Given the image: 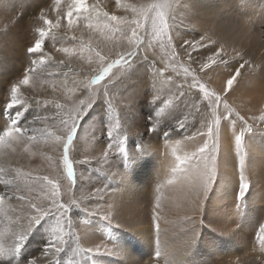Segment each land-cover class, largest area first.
Masks as SVG:
<instances>
[{
	"label": "rangeland",
	"instance_id": "1",
	"mask_svg": "<svg viewBox=\"0 0 264 264\" xmlns=\"http://www.w3.org/2000/svg\"><path fill=\"white\" fill-rule=\"evenodd\" d=\"M21 1L22 0H13L12 3L19 4ZM71 1L72 0H59L58 5L56 0H43L40 1V3L35 2L31 10L33 16L27 18L25 21L21 20L18 23L23 26L22 32L26 37L25 40H22L19 39L17 31H15L16 34L13 36L14 31L11 26L12 23L16 21L21 11L24 10V7L15 5V9L10 12H16V14L11 15L10 12L4 10H8L10 0H0V93L2 92V98L10 97L12 84L17 83L23 77L25 69L32 66V60L38 59L36 56H29L26 49L34 44L37 39H40V34L34 31L36 27L47 28L41 17L45 16L55 21L58 15L57 8H59L61 14H66L69 6L73 4ZM186 1L187 0H184L185 7L176 9L178 22L182 21V24L173 33L174 43L176 44L174 50L177 53L178 51L182 52L179 47L182 41H192L204 36L205 40L202 41V43L209 44V41H214L215 43L211 44L210 48L214 49L213 46H218V49L223 47L224 52L227 54L226 58L232 63H236L237 61L242 62L241 57L246 59L249 63L245 64L244 68L241 69V76L238 77L237 83L231 91L227 89L226 85V79L232 70L231 67L216 72L209 71L210 74L209 72H207V74L202 72V78L200 74L197 75V77L202 83L207 85L209 90H212L215 83L225 82L226 87H224L226 96H222L223 99L226 100L231 107L238 108L241 106L242 110L246 113V119L253 125L254 129H264V123L249 119V117H258L264 114V77L260 75L261 73L264 76V53L262 57L258 59L253 55L252 63L248 52H239L237 48L234 47L235 45L233 47L227 46L221 40L220 33L216 32L205 23L201 25L192 7L189 6ZM94 2H96V0H88L89 4ZM99 2L101 6L110 13L117 16H124L127 17L128 20H131L132 14L130 12H125L122 5L133 4L139 6L150 3L151 0H120L121 6L119 7L117 6L116 0H99ZM160 2H171V0H160ZM263 2L264 0H262V3ZM221 4L226 5V9L238 6L237 0H223L222 3H213L212 7ZM262 5H264V3ZM165 11L169 15L172 14L171 9H165ZM260 11L262 13L264 12L262 9ZM19 18L21 19L22 17ZM73 18L76 19L75 15ZM225 19L228 18L224 17L222 22ZM232 19L236 18L232 17ZM249 21L250 23L248 24H251L250 29L252 30L249 33L252 34V37L254 33H257L255 36L264 40V14L260 15V18H251ZM32 23L35 25L31 27ZM61 23V29H53L49 33V36L45 38L44 50L52 57L51 65L37 66L31 82L33 87L28 88L25 86L27 89H23L21 93L36 95L40 92L42 96L46 95L49 101H58L59 103L67 102L69 108L79 107L78 103L73 104L72 101L67 100V97L71 94L73 85L76 86L75 95L83 93L84 96L86 93L80 90L82 82L87 83L103 66H106L105 63L96 56V51H99L108 59H115L117 52L124 51L122 50V46H125L126 42L120 40V33L113 34L111 32H105L102 36L100 33L86 29L83 27L82 19L78 21L79 26L72 31L67 29L66 19L62 20ZM8 27H10V31H4ZM207 29L209 33L206 34L205 30L208 31ZM260 31L262 33H260ZM51 35H54L55 38L53 39ZM73 35L76 37L75 40L72 39ZM16 36L18 37V42L15 43L17 45L16 50H10L11 44L7 43L12 42ZM107 37H111V39ZM214 37H216V39ZM246 39L249 40L250 38L246 37L244 40L246 41ZM82 41L90 42L93 51L89 52L86 48H82ZM117 41L120 42L118 43ZM247 42L245 44L249 46L250 40ZM63 47L74 48L76 54L69 56L58 51V49ZM166 50L168 49L160 47L159 45L154 49H149V60L155 61V68L164 69L166 67V64L162 62V57ZM201 50V54L203 55L205 50ZM6 53L9 54L11 58L9 56L7 57ZM237 53H240V56H237ZM141 55H143V52ZM89 57L92 61L91 64L89 63ZM138 58L136 60L137 64H134L124 76H121L122 69H113V76L115 77L113 81L114 84L108 92V99L112 102L111 109H108L106 104H104L103 107L100 105L97 106L99 99L95 98L97 90L103 88L105 82L91 86V94L94 98L93 107L87 111V114L81 121V127L78 131V133L80 132V140L77 144V153L74 154V144L77 140L78 133L69 151V158L73 162L76 174L75 184L68 178L63 160H61L60 163L62 157L60 156V147H57L58 142L55 141L54 138H48L47 136L43 138L38 136L37 140L31 145L17 146L14 154H18L21 161L25 164V167H27L22 174L31 172L33 176L47 175L50 178L58 179L61 185L60 191L62 193V198L68 202H71L73 199L79 200L87 197L88 193L94 191L96 187L107 186L108 195H106L104 199L108 203L103 211L113 216L114 219H117L119 206L116 204V198L119 197L120 203H123L130 197L129 193L124 192L122 179L128 171L135 168L138 163L137 160H146L152 149L165 147L173 142L183 143L184 146H179L178 150L183 152L184 157L190 155L200 143L201 138L197 136L195 139H186V137H188L189 134H194L196 129L203 126L205 122L204 117H196L190 111L186 113L182 108L183 106L171 114L170 117L165 118L163 113L161 116L156 117L154 115V108L160 105L161 100L170 96L168 90H173V88L170 86L167 87L166 84L162 87L164 89H162L158 81H161L164 77L162 75L157 76L154 66L149 61L140 58L139 60ZM60 61L63 63H59ZM185 61L189 63L188 65H191V69L195 71L198 70L195 68V64H192L190 61L186 60V58ZM182 63L184 64V62ZM135 67L139 68L134 70ZM95 70L97 71L95 72ZM50 73L53 75H50ZM55 73H67V77L54 75ZM46 74L48 77L43 78V76H47ZM13 75L15 78H13ZM64 85H68V87H64ZM175 91L176 88L174 92ZM197 92L198 89L193 90L194 97ZM84 97L82 99L85 101L89 99L87 94ZM156 97H160V99L156 100V104L154 105L152 101L156 99ZM43 98H39V100L47 101ZM29 107V112H25V117L27 119H31L35 115L43 114L45 111H47L48 114L52 112L51 107L45 110L41 105L35 103ZM185 108L190 109L191 106ZM185 115L195 118L194 120H188L187 127L182 130L183 135H177L176 131H174L175 127H177V120L182 119ZM151 116L152 119L149 120ZM125 120L129 125H123ZM117 122L119 127H116ZM152 124L156 125L158 133L152 132L144 135L147 128ZM49 125L51 126V122H49ZM36 126L39 127V125ZM221 127L223 129V122ZM109 128L112 129L114 137L122 139L124 134L128 136V158L126 161L118 154V150L115 147L111 150L107 149V137L104 133ZM165 131L170 133V138L166 139L163 136ZM220 134L223 135V144L225 143L221 146V152L223 153L226 166L223 168L222 165H220L219 156L217 159V182L212 185V189L208 191L207 194H205L202 187V190H200L201 193L199 192L202 199V207L192 208L188 205V202H184L185 207L174 206L164 201L160 194L155 193L158 188L152 190L151 195L147 197L149 201L145 200V204L147 205V215L145 219H151L155 214L154 211L160 210V213L164 216L163 220L166 227L160 226L159 232L156 230V232L153 231L149 234V237L155 234L160 236V246L158 245L157 247V244H154V242L150 243L145 241L143 244L139 243V251L146 253L136 258L137 260L149 258L148 264H264V244H261L258 239V227L260 224H264V155L259 152V150L264 147V136H262L264 132L253 131L252 133H246L244 141L239 148L236 146L235 136L232 135L231 128L228 129V136H231V140L225 135L224 130H222ZM151 137L157 139V142H153ZM92 139L96 142L95 147L90 149L91 154L89 153L90 156H87V145ZM252 142H256V145H251ZM257 144H259L260 147ZM25 147L28 148L27 152L24 151ZM226 149L227 154L225 155ZM4 151L11 152L7 149H4ZM104 151L109 152L106 162L101 158ZM32 152H35L34 156L30 154ZM241 156H243L244 159V175L247 182L250 184V188L244 199L242 201H237L235 190H238L239 185V161ZM97 158H101L99 163H97ZM87 159L91 161L90 164L85 165L81 163L82 160ZM78 169L80 172H78ZM11 171L15 173L14 170ZM51 171L54 172L53 176L50 175V173H52ZM5 172L7 173L9 171ZM237 172L238 175L236 174ZM227 173L228 175H226ZM224 174L230 181L237 179L234 182L236 183L234 193H231L229 197L221 190L225 188V185L221 183ZM149 177H151L150 174L145 178V180L149 182L148 184L146 182L147 187H154V181H152L153 179L151 178L148 181ZM159 177L161 178V176ZM5 178L12 179V176L6 175ZM188 179L191 181L190 177ZM33 183L34 182L31 180H26L23 175L13 180V185L20 184L23 194L27 195L35 203L41 204L42 202H47L50 199L48 196L50 186L46 184H36V186L30 187ZM190 188L191 187L187 186L185 182L184 185L180 187L181 190L187 191ZM11 190L20 191V189H16L15 187ZM212 195H215L213 202L215 206L213 207L214 209L211 208L210 211H208L207 203ZM160 198V206L159 209H157L156 201ZM222 200H225V203L217 207ZM5 202L26 205L25 202L17 200H6ZM71 216L74 224L79 225V227H74L73 231L77 233L79 237L80 248L86 249L88 248L87 245L100 244L102 249L105 246L104 244L115 246L121 241H118V235H121V233L123 234V228H121V226L117 227L114 221H112V224H109L99 216H86L80 208L75 207L72 208ZM221 220L228 223L226 224L227 227L224 228L228 234L223 233L224 229H221V233L219 232L218 228L222 225ZM93 224L94 227H92V230L93 232L97 231L98 235L96 234V236L98 237L90 243L87 241L82 242L87 225ZM53 226L54 222L51 218L43 220L28 237V241L21 250L19 256L16 257V259L13 258L19 262V264H23V262L34 258L35 255L39 256L43 247L47 244ZM151 227H155V225L152 224ZM4 229L3 232L7 231ZM125 235L131 236L129 232H126ZM116 237L118 238L116 239ZM184 249H186V251H183ZM117 252V255L84 254L77 250L76 239L73 238L66 249V253H62L61 257L70 259L69 263L64 264H102V261H104V263L106 262L105 264H117V262L121 264H128V262H131V264H134L132 263L133 260H129L124 252L120 253L118 250ZM157 252L159 256H157ZM235 256L237 259H235ZM5 264L7 263L5 262Z\"/></svg>",
	"mask_w": 264,
	"mask_h": 264
},
{
	"label": "snow or ice",
	"instance_id": "2",
	"mask_svg": "<svg viewBox=\"0 0 264 264\" xmlns=\"http://www.w3.org/2000/svg\"><path fill=\"white\" fill-rule=\"evenodd\" d=\"M117 6H121L120 0H116ZM59 0H57V5ZM125 12L132 14V19L128 20L127 17L117 16L105 10L101 6L99 0L89 4L88 0H75L73 4L69 6L66 14H61L59 8H57V18L55 21L42 16L47 28H40V39H37L34 44L27 47L26 51L29 56H36L38 59L32 60L31 67L25 69L23 78L17 83L12 84L10 90V97L0 98V149H7L11 152H15L17 146L31 145L37 140V137L54 138L57 141V147L62 148V160L64 167L67 171L68 178L75 184L76 174L73 167V162L69 158V151L72 148L73 142L77 136L81 127V121L87 114V111L93 107L94 98L91 94V86L104 83V87L97 90L95 98L103 100L106 103L108 109H111L112 102L108 99V92L111 90L115 77L113 76V69H122L121 76H124L135 64V61L139 57L142 60L149 61L153 66L157 76L164 75L167 68L160 69L155 68V61L149 60L148 51L154 49L157 45L163 48L172 49L171 56L168 64L174 66L178 61L177 53L174 49L176 44L174 43L173 33L177 30L182 21L178 22L177 8L185 7L184 0H171V2L162 3L160 0H151L150 3L142 5L124 4L122 5ZM165 9H171L172 14L166 13ZM76 17L74 19L73 17ZM66 19L67 29L69 31L74 30L79 26L78 21L82 19L83 27L93 32L100 33L102 36L105 32H111L113 34L120 33V40L125 41L127 47L126 51L116 53L115 59H108L102 55L99 51H96V56L106 64L99 72L94 75L90 82H82L80 90L85 92L89 99L85 101L80 97L75 96V85L71 90V94L67 97V100L72 101L73 104L78 102L79 107L69 108L66 103H59L58 101H41L30 97L29 99H35V103L41 105L45 110L49 107L52 108L51 114L45 111L43 114L35 115L31 119L25 117V112L28 111L29 99H23L21 95V87H32L33 74L37 66L51 65L52 57L49 53L44 51L45 38L49 36V33L53 30H59L62 28L61 21ZM55 37H53L54 39ZM111 39V37H107ZM147 38V42H146ZM75 40V35L72 36ZM205 40L204 36L192 41L184 40L180 43L179 47L183 54L188 58L192 64H198V70L207 74L209 71H219L221 69H227L231 67V72L226 79L227 89L233 90L234 85L237 83L238 77L241 76V69L245 64L249 63L246 59L241 57V61L232 63L226 58V53L223 47L219 49H211L210 45L214 44V41H209V44L202 43ZM118 43L120 41H117ZM155 42V43H153ZM82 48H86L89 52H92L90 42H81ZM201 49L205 52L201 54ZM69 56L75 55L76 50L74 48L63 47L58 49ZM143 52V55L141 53ZM193 53L196 55L194 56ZM240 56V53H237ZM59 63H63L60 61ZM89 63L91 64V58L89 57ZM173 70L175 68L173 67ZM185 78L191 72V81L186 83L176 84V91L171 96L160 101V105L154 108V115L156 117L161 116L165 109L169 107H175L179 109L181 106L188 107L189 104L194 109L196 117L201 116L203 113H208L210 122L206 118L203 126L196 129L194 134H189L186 139H195L200 137V143L195 147V150L190 155L185 156L180 160V169L185 174L190 176L193 185L199 184L203 188L205 194L212 189V185L217 182V159L221 154V147L219 142V134L221 125L223 122V130L226 136H228V129H232V135L235 136V143L239 148L245 138L246 133H252L253 131H262L264 129L256 128L248 122L245 116L234 112L231 106L226 100L214 91L209 90L206 84L202 83L196 74V71L190 67H183ZM50 75H53L50 73ZM54 75H62L67 77V73H55ZM165 80L172 82V77L165 76ZM68 87V85H64ZM193 89H198L195 94V100L185 102V97ZM202 94V95H201ZM160 97H156L152 101L155 105L156 100ZM221 105H223V111H221ZM195 118V117H194ZM152 116L149 117V120ZM253 121H260L264 123V114L258 117H249ZM51 122V126L49 125ZM188 116L185 115L182 119L177 120V127H175L177 135H183L182 130L187 127ZM36 125H39L37 127ZM116 127H119L117 122ZM156 132V125L152 124L147 128L144 135L148 133ZM107 137V149L111 150L115 147L118 150V154L126 161L128 158L127 142L128 136L123 135V138L113 136V131L109 128L105 133ZM163 136L168 139L170 133L165 131ZM231 140V136H228ZM24 151L27 152L28 148L25 147ZM35 155V152L30 153ZM227 149L225 150V155ZM109 156L108 151L102 153V159L106 162ZM101 158H97V163ZM82 164L88 165L90 160H82ZM244 159L241 156L239 161V185L236 191L235 197L237 201H242L250 188V184L247 182L244 175ZM10 175L12 179H6L5 176ZM20 170L5 172L3 167H0V214L5 217L8 216V211L5 208L6 200H17L26 203L24 209L25 215H17L14 220L8 221V230L10 231L9 239L12 240L10 246H6L3 237L6 233L0 232V264L13 261V257H18L21 250L24 248L28 237L36 229L41 222L47 218H51L54 222V226L51 228L50 236L47 244L43 247V250L39 256L23 262V264H64L60 258L62 253H66L70 241L75 238L77 243V250L88 255H117L110 249L105 248L104 252H101V245L96 244L94 247H88L86 249L79 247V237L77 233L73 231L75 225L71 216L72 208H80L85 215L99 216L103 220L112 224L113 216L109 215L103 209L107 205V201L104 199L107 192V186L96 187L94 191L88 193L87 197L83 199H73L71 202L65 201L62 198L60 191V181L55 178H50L47 175L33 176L31 172L23 173V177L26 180H31L34 183L30 187L36 186V184H46L49 187L48 196L50 199L47 202L41 204L35 203L27 195L23 194L20 184L13 185V180L20 177ZM169 185L176 183L174 179L167 181ZM15 187L20 189L19 192L12 191ZM159 202H157V209H159ZM119 227V225H116ZM156 230L159 232V213L156 214ZM87 235V233H86ZM258 239L261 244H264V224H260L258 227ZM157 256L159 253L157 252ZM15 264V261H13Z\"/></svg>",
	"mask_w": 264,
	"mask_h": 264
},
{
	"label": "bare ground",
	"instance_id": "3",
	"mask_svg": "<svg viewBox=\"0 0 264 264\" xmlns=\"http://www.w3.org/2000/svg\"><path fill=\"white\" fill-rule=\"evenodd\" d=\"M12 1L13 0H10L9 4L7 3L8 4V10L7 9H4V10H6L7 12L13 11L15 9V5L16 6L21 5L24 7V10L21 11L20 15H18V17L16 18V21L12 23L11 28L14 31L13 36L16 34L15 31H17L18 32L17 34H19V39L25 40L26 39L25 34L22 32L23 26L21 24H18V23L21 20L25 21L27 18L32 17L33 13H31V10L33 9V4L35 2L40 3V1H43V0H22L19 4H14V3H12ZM48 1H51V0H48ZM74 2H75V0L71 1V3H74ZM186 2L188 3L189 6L192 7L193 12L196 14V17L200 20L201 25H203L205 23L210 28H212L216 32L220 33L221 40L227 46L233 47L235 45L234 47L237 48V50L239 52L240 51L248 52L250 54L249 58H250L252 63H253V60H252L253 55L256 57V59L262 57V55L264 53V40H261L259 37L255 36L257 33H254L253 37H252V34L249 33L250 31H252L250 29L251 24H248V23H250L249 19H251V18L255 19L257 17L260 18V15L264 14V12L262 13L260 11L261 9L264 11V5H262L264 2L262 3V0H237L238 6L232 7L230 9H226L227 6L223 5V4L215 5L212 7L213 3H217V2L222 3L223 0H187ZM227 5L230 6L229 4H227ZM10 14L15 15L16 12H14V13L10 12ZM19 17H22V18L20 19ZM224 17H227L228 19H225L222 22V19ZM232 17H235L236 19H232ZM33 25H35V24L32 23L31 27ZM39 29L40 28L38 26V27H36V29L34 31H37V33H39V31H38ZM4 31L9 32L10 27L5 29ZM20 33H22V34H20ZM205 33L206 34L209 33V30L208 31L205 30ZM260 33H262V32L260 31ZM51 36L55 37L54 35H51ZM246 37L250 38L249 39L250 40V42H249L250 47L247 46V44H248L247 41H249V40H247V39H246V41L244 40ZM214 38L216 39V37H214ZM17 39H18V37L16 36L12 42L7 43V44H11L10 50H16L17 45L15 43L18 42ZM208 39H210V38H208ZM241 41H243V42H241ZM246 42H247V44H245ZM127 47H128L127 45L122 46V50L126 51ZM213 47H214V49H218V46H213ZM167 49L168 50H166L164 52L163 57H162V62L166 64L165 68H167V71H166L167 73L162 75L164 78L161 79V81H158V84L160 85L161 88L166 84H167L166 85L167 87L168 86L172 87L173 90H168L169 95L171 96L172 93H174V90L176 88V84L186 83V82L191 81V72L188 74L187 78H185V75L183 72V67H190L191 68V65H188L189 63H187L185 61V58H186V60H188V58L183 54V52H179V51H178L179 55L177 57L178 62L174 66L169 65L168 61H169V58L171 56L172 49H170V48H167ZM200 51L202 53V50H200ZM193 55L195 56L196 54L193 53ZM6 56L8 57L9 54L6 53ZM11 62H12V59H11ZM182 62H184V64ZM135 64H137L136 61H135ZM173 67L175 68V70H173ZM138 68L139 67H135L134 70H137ZM195 68L198 69V64H195ZM97 70H95V72ZM196 74L197 75L200 74L201 78L203 76L202 72H200L199 70L196 71ZM209 74H210V72H209ZM260 75L262 77H264L263 74L260 73ZM165 76L172 77V82L166 81ZM47 77H48V75L46 77L43 76V78H47ZM13 78H15L14 75H13ZM223 78H224V76H223ZM90 80H91V78H90ZM90 80H88V82H90ZM177 80H178V83H177ZM203 80H206V79H203ZM224 86H225V82L224 83L217 82V83H215V85L211 91H214V89H215L214 92H216L217 94H219L221 96H226V92H225L226 86L225 87ZM23 89H27V88L25 86H22L21 91ZM162 89H164V88H162ZM193 90H197V89H193ZM193 90L190 93H188V95L185 97L186 103L189 101L195 100ZM39 91H42V90H39ZM25 92H27V91H25ZM42 92H44V91H42ZM1 93H0V98H2ZM21 95H22L23 99H29L30 97H34L35 99H39V98L44 97L47 101H49L46 98L47 96L46 95L42 96V94L40 92H38L36 95L35 94L31 95V94H27V93H23V94L21 93ZM77 96L80 97L81 99L84 97L83 93L77 94L74 96L73 101L76 99ZM35 99H29L27 107H29L30 105H33L35 103ZM104 104H106V103L103 100H98V102H97V106L100 105L103 107ZM189 106H190V104H189ZM29 108H32V107H29ZM182 108L186 111V113H188L190 111L191 113H193L194 116H196L194 109H192V108L187 109L184 106ZM231 108L234 110V112H239V114H241L242 116H245V118H246V113L242 110L241 106H239L238 108H236V107H231ZM177 110L178 109L175 107H169V109L168 108L165 109L163 115L165 116V118L170 117L171 114H173ZM220 110L223 111V105H221ZM201 116H203L204 119L207 118L210 122V117L208 116V113H203ZM188 120H194V117L188 116ZM123 125H129V123L125 120ZM221 129H222V127H221ZM156 132L158 133L157 129H156ZM262 136H264V134H262ZM151 139H153V142H155V143L157 142V139H154V137H151ZM79 140H80V132L78 133L77 140L74 144V147H75L74 154L77 153V144H78ZM219 142H220V147L225 144V143L223 144V135H221V134H219ZM95 143L96 142L94 139L89 141V143L87 145L88 150L86 151L87 156H90V154H91L90 149H93L95 147ZM251 145H256V142H252ZM257 145L260 147L259 144H257ZM179 146H184V144L173 142L172 144H168L165 147H161V148L158 147L156 149H152L149 152V157L146 160L145 159L137 160L138 163L135 166V168L133 170L128 171L126 173V175L123 177L122 182H123L124 192L129 193L130 197L128 198V200L124 201L123 203H120L119 197L116 198V204L119 206V208H118L119 210L117 213L118 218L113 220L114 223L118 224L119 226H121V228H123V234L121 233V235H118L119 238L116 237V239L118 238V241L119 240H121V241H119L118 244H116L115 246H110V245H106L103 243L105 246L101 249V252H104L105 248L110 249L113 253H118L117 252V250H118V251H120V253L124 252L126 254V257H128L129 260H133L132 263H134V264H148L149 258H143L140 260H137L136 258H138V257L142 256L144 253H146V252H140L139 251V248H140L139 243L143 244V242L147 241L150 243L154 242V244H157V247L159 245L160 236L158 234H155L154 236L149 237V234H151V232H153V231L156 232V226L151 227V225L152 224L156 225V214H157V212L159 213V224H160V226L166 227L164 225V220H163L164 216L160 213V210L154 211L155 214L151 219H149V218L145 219V216L147 215V205L145 204V200L149 201V199H147V197L149 195H151L152 190H154L155 188H158V190L155 191V193L160 194L164 201H166V202H168L174 206L185 207L184 202H188V205H190L192 208L202 207L201 206L202 205L201 204L202 199L200 197L199 192L201 193L200 190H202L203 188L201 189L199 184L193 185L192 182L188 179L190 176L185 174L183 171L180 170L182 168V166L180 165V160L183 159L184 156H183V152L178 150ZM263 146H264V144H263ZM248 149H249V147H248ZM262 149L261 150L258 149V150H259V152H261L264 155V147ZM60 156L62 157L61 147H60ZM61 160H62V158L60 159V163H61ZM219 163H221L220 165H222V167L225 168L226 165L224 163V158H223L222 152L220 154V162ZM0 167H3L5 169V171L14 170V172H15V170L18 169V170H20L21 175H22V172L25 170V168H27V167H25V164L23 163V161H21V158L18 154H14L11 152L4 151V149H0ZM223 168H222V170H223ZM78 172H80L79 169H78ZM148 174L151 175V177L148 178V181L150 178L153 179L152 181H154V185H155L154 187L153 186L147 187V184L149 182H147L145 180V178ZM236 174L238 175V172ZM50 175L53 176L54 172L50 173ZM226 175H228V173ZM159 176H161V178ZM169 179H174L176 181V183L169 185L167 183V181ZM236 180L237 179H233L232 181H230V179H228L225 176V174L223 175L221 183H223V185H225V188H222L221 190L226 195H228L227 197L231 196V193H234V188L236 185V183H234V182ZM256 181H258V180H256ZM146 182H147V184H146ZM184 182L187 184V186L191 187L188 191L180 189V187L184 185ZM2 187L3 186H0V188H2ZM235 192H236V190H235ZM186 194H187V196H186ZM214 198H215V195H212L209 198V201L207 203L208 204L207 205L208 211H210L211 208L214 209L213 208L215 206L213 204ZM160 201H161V198L157 199L156 205H157V202H160ZM7 202H9V201H7ZM7 202H5V208L8 211V216L5 217L3 214H0V232H3V229L6 228V229H4L7 231L4 232L6 234L3 237V240H4L6 246H10L12 244V240L9 239L10 231L8 230V221L10 219L11 220L16 219L17 218L16 214H19L21 216L25 215L26 213L24 212V209H25L26 205H20L19 203H7ZM223 203H225V200H222L217 207H220ZM223 223H224V225H223ZM221 224L222 225L221 226L219 225L220 226L219 228L217 227L220 233L222 232L221 229L226 228L227 227L226 224H228V223H225L222 221ZM92 227H94V224L93 225H87V228L84 232L85 236H83L82 242L87 241L90 243V242L96 240V238L98 237V236H96L97 231L93 232ZM126 232H129L131 234V236L125 235ZM86 233H87V235H86ZM98 233H100V232H98ZM223 233L228 234V232L225 229L223 230ZM94 246L95 245H91V246L87 245V247H94ZM189 247H190V245H189ZM183 251H186V249H184ZM14 258L16 259V257H14ZM14 258H13V261H15V264H19V262H17ZM60 258L63 260L64 263H69L70 259L62 258V257H60ZM83 258H85V257H83ZM235 259H237L236 256H235ZM13 261H8L6 263L7 264H13ZM105 263H104V261H102V264H105ZM117 264H121V263L117 262ZM128 264H131V262H128Z\"/></svg>",
	"mask_w": 264,
	"mask_h": 264
}]
</instances>
